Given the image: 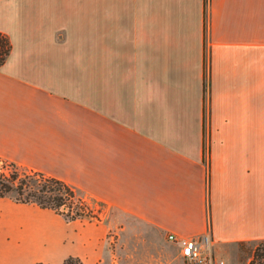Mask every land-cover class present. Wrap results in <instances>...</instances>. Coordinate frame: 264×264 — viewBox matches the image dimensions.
Segmentation results:
<instances>
[{
  "label": "crops",
  "instance_id": "crops-1",
  "mask_svg": "<svg viewBox=\"0 0 264 264\" xmlns=\"http://www.w3.org/2000/svg\"><path fill=\"white\" fill-rule=\"evenodd\" d=\"M0 32V162L96 213L0 197V264H128V216L264 240V0H0Z\"/></svg>",
  "mask_w": 264,
  "mask_h": 264
},
{
  "label": "rangeland",
  "instance_id": "rangeland-1",
  "mask_svg": "<svg viewBox=\"0 0 264 264\" xmlns=\"http://www.w3.org/2000/svg\"><path fill=\"white\" fill-rule=\"evenodd\" d=\"M14 168L19 171L28 169L2 161L0 162V177L6 176ZM75 189L76 196L85 199L84 193ZM88 209V216L84 218L94 217L96 213L89 207ZM122 221H128V264H185L183 258L177 254L176 245L168 241L166 235L157 234L155 229L147 227L140 220L131 216ZM154 243L155 247H153ZM210 254L213 258L222 260L224 264H264V240L237 242L221 246L211 245Z\"/></svg>",
  "mask_w": 264,
  "mask_h": 264
},
{
  "label": "trees",
  "instance_id": "trees-1",
  "mask_svg": "<svg viewBox=\"0 0 264 264\" xmlns=\"http://www.w3.org/2000/svg\"><path fill=\"white\" fill-rule=\"evenodd\" d=\"M11 50L8 36L0 32V65ZM76 189L61 179L41 171L14 168L6 176L0 177V197L8 196L16 202L34 203L62 215L66 220L88 216L89 209L83 198L76 196ZM39 264V263H36ZM62 264H83L75 256H68Z\"/></svg>",
  "mask_w": 264,
  "mask_h": 264
},
{
  "label": "built area",
  "instance_id": "built-area-1",
  "mask_svg": "<svg viewBox=\"0 0 264 264\" xmlns=\"http://www.w3.org/2000/svg\"><path fill=\"white\" fill-rule=\"evenodd\" d=\"M166 237L178 246V253L185 264H224L222 260L211 256V238L208 233L180 236L170 232Z\"/></svg>",
  "mask_w": 264,
  "mask_h": 264
}]
</instances>
